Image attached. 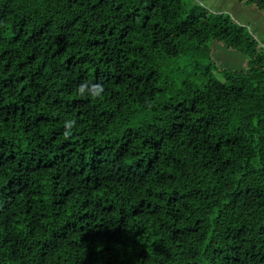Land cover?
I'll return each mask as SVG.
<instances>
[{
    "label": "trees",
    "instance_id": "16d2710c",
    "mask_svg": "<svg viewBox=\"0 0 264 264\" xmlns=\"http://www.w3.org/2000/svg\"><path fill=\"white\" fill-rule=\"evenodd\" d=\"M255 37L194 0H0V264H264Z\"/></svg>",
    "mask_w": 264,
    "mask_h": 264
},
{
    "label": "rangeland",
    "instance_id": "374dc122",
    "mask_svg": "<svg viewBox=\"0 0 264 264\" xmlns=\"http://www.w3.org/2000/svg\"><path fill=\"white\" fill-rule=\"evenodd\" d=\"M194 3L205 6L211 13L230 15L238 24L246 26L252 34L256 35L255 38L264 45V35L260 34L263 20L251 8L239 6L233 0H194ZM215 47H218V51ZM220 47L217 43L213 44V55L221 58V60H224L229 65L241 68L247 63L248 58H244L241 54L228 52Z\"/></svg>",
    "mask_w": 264,
    "mask_h": 264
},
{
    "label": "clouds",
    "instance_id": "9594fccd",
    "mask_svg": "<svg viewBox=\"0 0 264 264\" xmlns=\"http://www.w3.org/2000/svg\"><path fill=\"white\" fill-rule=\"evenodd\" d=\"M92 87H93V90L96 92V94H99L100 92L103 91V88L98 86V85H93ZM85 88H86V85H82L79 88L80 93H84L85 92ZM67 126L71 127V124L69 123Z\"/></svg>",
    "mask_w": 264,
    "mask_h": 264
}]
</instances>
